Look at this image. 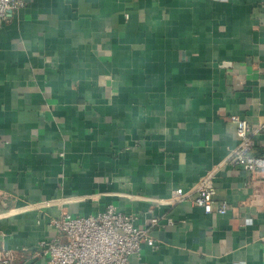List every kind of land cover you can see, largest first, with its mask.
Listing matches in <instances>:
<instances>
[{
  "label": "crops",
  "instance_id": "0c3cea01",
  "mask_svg": "<svg viewBox=\"0 0 264 264\" xmlns=\"http://www.w3.org/2000/svg\"><path fill=\"white\" fill-rule=\"evenodd\" d=\"M232 115L264 118V0H27L0 23V246L45 264L50 218L112 204L139 226L174 222L130 264H264L258 175L221 170L224 214L142 199L218 164L237 145Z\"/></svg>",
  "mask_w": 264,
  "mask_h": 264
},
{
  "label": "built area",
  "instance_id": "2783aa9c",
  "mask_svg": "<svg viewBox=\"0 0 264 264\" xmlns=\"http://www.w3.org/2000/svg\"><path fill=\"white\" fill-rule=\"evenodd\" d=\"M26 3L27 0H0V23L24 8ZM230 120L236 124L237 145L195 185L188 189L176 188L164 198H141L158 206L173 208L188 203L202 208L205 213H226L228 204L225 201L214 208L215 180L224 167L239 166L250 175L264 179V153H251L255 140L264 131V118L256 124L235 115ZM58 155L63 157V153ZM81 199H98V195ZM52 204L44 203L45 206ZM137 219V215L122 213L112 204L96 214L62 213L50 218L49 226L54 235L41 240L33 255L44 257L45 264H130L131 257L140 255L143 244L151 249L158 247L151 235L153 228L174 225L172 219L165 216H151L143 226L137 225ZM0 264H18L14 251L0 246Z\"/></svg>",
  "mask_w": 264,
  "mask_h": 264
}]
</instances>
